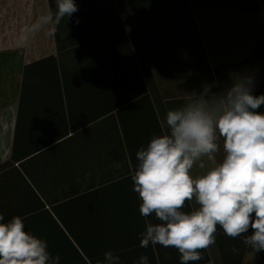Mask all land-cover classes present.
<instances>
[{
	"label": "crops",
	"instance_id": "0c3cea01",
	"mask_svg": "<svg viewBox=\"0 0 264 264\" xmlns=\"http://www.w3.org/2000/svg\"><path fill=\"white\" fill-rule=\"evenodd\" d=\"M16 1L12 14L5 18L10 25L33 23L37 18L28 19L25 14L29 8L37 17L50 12L46 0L45 5L36 0L29 4L12 0ZM254 1L75 0L78 11L59 24L67 28L63 31L67 35L62 36L66 47L60 52L55 43L45 44V35L38 34L27 44L2 50L0 163L10 155L18 111V139L25 142L23 146L30 140L57 135L62 121L68 130L71 126L73 139L66 157H48V162L35 164V178L0 179L3 222L20 216L25 231L45 240L52 256L59 255V264H102L105 251L119 255L121 264H134L141 255L148 256L149 264H180L175 248L139 246V234L146 225L131 179L138 163L136 152L153 135L166 130L162 127L166 112L181 106L187 93H199L203 84L217 82L212 90L219 92L223 86H230L234 75L254 74L253 94H264V1L257 0L258 9L246 10L245 6L253 7ZM44 31L46 40H53V35ZM114 51L118 53L115 63L106 57L86 77L80 74L71 78L78 58ZM51 55L67 60L70 93L71 82H83L81 89L87 96L80 102L53 99L54 73L49 75L43 66L34 65L25 71V66ZM57 75L59 78V72ZM109 76L117 82L115 90L123 98L132 96L123 105L130 108L115 115V132L106 130ZM96 82L98 97L94 94ZM21 97L24 102H20ZM256 111L264 113V105ZM97 123L98 131L91 132ZM53 153L57 156L63 152ZM223 157L221 141L217 162ZM202 162L204 169H192L194 178L212 166L207 158ZM65 200H71L66 212L71 220V243L60 233L56 217L57 223L51 219L49 214L53 213L47 205ZM197 207L194 201H186L183 210L190 212ZM147 219L159 223L154 214ZM218 232L224 237L222 230ZM233 247L226 246V254L234 255ZM202 255V260L190 264H223L217 241ZM205 255L208 260L204 261ZM261 258V251H249L243 262Z\"/></svg>",
	"mask_w": 264,
	"mask_h": 264
},
{
	"label": "clouds",
	"instance_id": "9594fccd",
	"mask_svg": "<svg viewBox=\"0 0 264 264\" xmlns=\"http://www.w3.org/2000/svg\"><path fill=\"white\" fill-rule=\"evenodd\" d=\"M77 11L75 0H56L55 13L42 14L22 29L20 42L42 30L54 35ZM231 79L219 92L212 90L213 82L187 93L181 106L166 112V130L136 152L131 179L146 225L139 246L175 248L180 264L204 258L202 251L216 243L217 225L232 239L243 236L242 243L255 252L264 251V113L256 111L264 94H253L254 74ZM221 141L224 157L217 162ZM204 158L212 166L194 178L192 169H204ZM186 201L198 207L186 212ZM153 214L159 223L147 219ZM4 219L0 213V264H59V255L52 256L45 240L26 232L20 216ZM249 228L252 234L245 235ZM103 256L102 264H121L112 251ZM134 264H149V258L141 255Z\"/></svg>",
	"mask_w": 264,
	"mask_h": 264
},
{
	"label": "trees",
	"instance_id": "16d2710c",
	"mask_svg": "<svg viewBox=\"0 0 264 264\" xmlns=\"http://www.w3.org/2000/svg\"><path fill=\"white\" fill-rule=\"evenodd\" d=\"M264 1V0H262ZM49 6L51 8L56 7V0H48ZM213 3V2H212ZM217 3V2H216ZM258 2L257 0L254 1L253 7L245 6V9H251L255 10L258 9ZM66 27L57 26V30L55 32V38L57 40V49L59 52L66 47V44L64 42H61L63 39V35H67V31L63 33L64 30H66ZM66 38V37H64ZM118 53L115 51L112 53H109L105 56H96L94 58H85L82 56L78 58L75 61V67L74 69H71V78L75 76L84 75L85 77L88 75V72L91 69L99 68L100 64L104 62L105 58L108 57L107 60H109V63H115L118 56ZM63 62V63H62ZM67 60L60 61L57 60L54 56H47L39 61H36L30 65L25 66V71L28 70V68L34 66V65H41L44 68L48 69L49 75L53 72L54 76L52 78V84L54 86L53 89V99H56L57 102H80L84 97L87 96L86 93H84L82 86L80 84H83L82 81H76L71 82V93L70 89L68 88V69L66 65ZM45 69V70H46ZM57 72H59V78L57 75ZM91 75V73L89 74ZM113 78L115 77L114 74ZM93 76V75H92ZM46 81V80H45ZM109 84H106V88H108L107 92V102L108 104V118L106 122V130L108 132H115L117 131V122L115 115H119L123 109L130 108V105L128 104L127 107L123 106L125 102H129L130 98L132 96L128 95L129 97L123 98L120 93H118L115 90V87L117 86V82L114 81L109 76ZM96 94L98 97V82H96ZM47 84H51V77H49ZM91 88V86H90ZM94 88V87H92ZM103 87H101L102 89ZM24 89V88H23ZM119 95V97L117 96ZM55 101V100H54ZM20 102L22 101V97L20 98ZM20 109V108H19ZM104 112H102L101 115H105ZM18 115H20V111L17 113V118L15 121V131H14V139L13 144L11 147L10 155L9 157L0 163V179H10V180H24V179H32L35 178L34 171H32V168L36 166L37 163L48 162V157L53 158H63L66 157L65 152L68 150V148H71V126L70 130H68L66 122H61V128L60 131H57V135H51L49 137H43L41 140H30L28 141L27 146L25 145V142L18 139ZM98 115V113L96 114ZM35 124H33V127ZM99 129V123H97V126L91 127L90 131H98ZM70 134V135H69ZM32 143V144H31ZM19 147V148H18ZM25 152V153H23ZM50 152H63L59 153V155L56 156V153L50 154ZM66 199V197H65ZM43 205V204H41ZM47 205L50 207V211L53 213V215L49 214L51 216V219L56 222L54 216L56 219L60 222L61 226L58 224V227L60 228V233L64 236L68 242L71 243V240L69 237H71V220H68L66 217V212L68 210V207H71V200L67 202L65 200L61 203H52L47 202ZM49 211V212H50ZM68 231L67 233L63 230V228ZM223 229L217 225V231L215 233L217 244L222 251V262L223 264H264V251L262 252V258L258 261H254L252 263H244L243 258L244 255L249 251H254L250 247L244 245L242 243L243 236L232 239L228 237L227 235L222 236V233L218 232ZM252 229L249 228L248 232L245 235H251ZM225 238V239H224ZM234 240V241H233ZM235 245L236 249H238L237 252L234 253V255L226 254V246H232ZM71 246V245H70ZM205 260L207 259V256L205 255Z\"/></svg>",
	"mask_w": 264,
	"mask_h": 264
},
{
	"label": "rangeland",
	"instance_id": "374dc122",
	"mask_svg": "<svg viewBox=\"0 0 264 264\" xmlns=\"http://www.w3.org/2000/svg\"><path fill=\"white\" fill-rule=\"evenodd\" d=\"M21 1H24V0H21ZM37 3H44L43 0H36ZM46 2L48 3V6H49V2L48 0H46ZM17 1L16 2H12V0H0V52L2 50H5L6 47L8 46H15V45H18L20 44V36H21V31L22 29H24L26 26L24 25H15V24H8L7 20L5 18H9L10 15L12 14L13 11H11V9L13 7H15ZM31 3L30 0H26V4H29ZM45 5V3H44ZM50 9V12H52L53 14L55 13L56 11V7L52 8V11H51V8L50 6L48 7ZM34 10H30L27 9L25 14H27L28 16V19H36L37 18V14H34L33 15V12ZM64 19H67V18H64ZM63 22V20L61 21V23ZM38 35H45V39H43V41L45 42V44H49V43H55V46H57V40L55 38V34L53 35V40H46V32L44 30H42L41 32L37 33ZM35 34V35H37ZM34 35V36H35ZM32 37H30L29 39L31 40ZM29 41L27 40V42L25 43H22V44H27ZM62 42V40H61ZM67 42H65L66 44ZM31 44V43H30ZM3 52V51H2Z\"/></svg>",
	"mask_w": 264,
	"mask_h": 264
}]
</instances>
